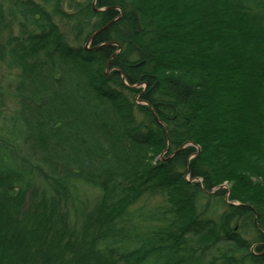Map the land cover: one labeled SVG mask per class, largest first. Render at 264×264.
Segmentation results:
<instances>
[{
    "label": "trees",
    "instance_id": "16d2710c",
    "mask_svg": "<svg viewBox=\"0 0 264 264\" xmlns=\"http://www.w3.org/2000/svg\"><path fill=\"white\" fill-rule=\"evenodd\" d=\"M8 1L0 264H264V0Z\"/></svg>",
    "mask_w": 264,
    "mask_h": 264
},
{
    "label": "rangeland",
    "instance_id": "374dc122",
    "mask_svg": "<svg viewBox=\"0 0 264 264\" xmlns=\"http://www.w3.org/2000/svg\"><path fill=\"white\" fill-rule=\"evenodd\" d=\"M22 1H29V0H22ZM30 1H34L35 3L42 5V6H47V7L49 6L46 0H30ZM75 1L76 3H80L85 0H61L60 7L64 15L59 17L55 13L53 14L55 22L58 24L61 31L68 37L69 42L71 44H75L77 39L75 38V35L73 33L74 22L70 21V19L67 16L75 12V9L73 8L74 7L73 3H75ZM8 2L11 3V0ZM14 2L15 1L12 0V4H14ZM49 8H52V7H49ZM20 22H21V18H18L13 23V26L11 27V29H9L7 32L0 34V45L2 43H5V41H7L10 37H15L21 34L23 28L21 27ZM80 38L78 39L79 41L84 40V37L81 39ZM85 45L88 48L91 47V43L90 44L86 43ZM110 73L111 71L107 72V76H109ZM17 77H18V73L16 71H11L5 65V63H2L0 61V94L1 96L3 94V97L1 98L2 102H0V113H1L0 133H3L5 131L7 127L6 125L9 124V121L7 120L9 119V117L13 115L14 111L17 108L16 99L13 98L12 96V94L15 91ZM160 159L162 161L166 160L164 156H160L157 158V160H160ZM223 188L226 189L227 191V194L225 197V200H226V198H228L230 194L229 185L225 184ZM95 198H96V193L92 191L91 187L87 186L85 189V193H83L82 200H84L89 206H92V202L95 200ZM208 202L209 200L203 199L202 206H205V204H207ZM161 204H163V202H162V198L159 196L146 197L135 207L134 210H140V211L144 210V212H148V211L156 209ZM224 211H225V207L219 204L214 210L212 209L210 210V213H208L209 215L207 217L211 219H217ZM256 235H257L256 231L251 229L250 233H248L245 237L251 240L255 238Z\"/></svg>",
    "mask_w": 264,
    "mask_h": 264
},
{
    "label": "water",
    "instance_id": "95a60500",
    "mask_svg": "<svg viewBox=\"0 0 264 264\" xmlns=\"http://www.w3.org/2000/svg\"><path fill=\"white\" fill-rule=\"evenodd\" d=\"M93 6H94V8L96 7V0H94V2H93ZM97 11V10H96ZM103 29H105V28H103ZM103 29H101V30H99L97 33H99V32H101ZM96 33V34H97ZM91 40H92V38H91ZM221 188H223V187H220L219 189H221ZM218 190V189H217ZM215 192V191H214ZM226 202L228 203V204H230V205H234V204H232V203H230L229 201H228V198H226Z\"/></svg>",
    "mask_w": 264,
    "mask_h": 264
}]
</instances>
